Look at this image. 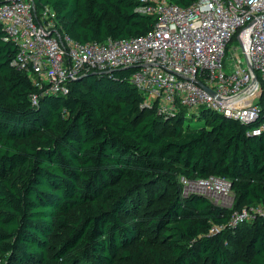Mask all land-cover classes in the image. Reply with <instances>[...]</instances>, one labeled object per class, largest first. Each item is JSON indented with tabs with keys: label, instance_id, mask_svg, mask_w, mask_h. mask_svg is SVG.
Segmentation results:
<instances>
[{
	"label": "trees",
	"instance_id": "obj_1",
	"mask_svg": "<svg viewBox=\"0 0 264 264\" xmlns=\"http://www.w3.org/2000/svg\"><path fill=\"white\" fill-rule=\"evenodd\" d=\"M36 2L81 43L136 37L156 22L135 0ZM18 50L0 24L2 264H264V216L231 223L235 210L264 203L257 122L210 109L161 116L130 69L44 94L14 64ZM192 115L206 125L185 126ZM212 175L232 182V207L184 193L182 177Z\"/></svg>",
	"mask_w": 264,
	"mask_h": 264
},
{
	"label": "built area",
	"instance_id": "obj_2",
	"mask_svg": "<svg viewBox=\"0 0 264 264\" xmlns=\"http://www.w3.org/2000/svg\"><path fill=\"white\" fill-rule=\"evenodd\" d=\"M135 1L137 11L154 15L156 22L131 38L78 42L61 30L53 8H40L36 0H0V24L6 39L18 45L14 64L44 94L67 93L71 81L90 72L130 69L144 106L161 116L210 109L257 122L249 132L263 133L264 0H197L187 7L170 0ZM32 99L37 102L38 95ZM181 181L186 193L233 206L232 182L226 177ZM262 216L264 203L245 206L233 212L231 223Z\"/></svg>",
	"mask_w": 264,
	"mask_h": 264
},
{
	"label": "rangeland",
	"instance_id": "obj_3",
	"mask_svg": "<svg viewBox=\"0 0 264 264\" xmlns=\"http://www.w3.org/2000/svg\"><path fill=\"white\" fill-rule=\"evenodd\" d=\"M206 123H205V119L204 118H201L199 117V115H192V116H189L187 119H186V122H185V126H191L193 128H200L202 126H205ZM183 190H184V193H186L185 189H184V186H183ZM188 190V189H187ZM190 190H188L187 192H189ZM0 263L2 264V260L0 259ZM124 264V263H122ZM125 264H129V263H125Z\"/></svg>",
	"mask_w": 264,
	"mask_h": 264
},
{
	"label": "water",
	"instance_id": "obj_4",
	"mask_svg": "<svg viewBox=\"0 0 264 264\" xmlns=\"http://www.w3.org/2000/svg\"><path fill=\"white\" fill-rule=\"evenodd\" d=\"M252 71H254V70H252ZM201 85H203V84H201ZM203 87L206 88L210 93L214 94V92L210 88L206 87L205 85H203Z\"/></svg>",
	"mask_w": 264,
	"mask_h": 264
}]
</instances>
